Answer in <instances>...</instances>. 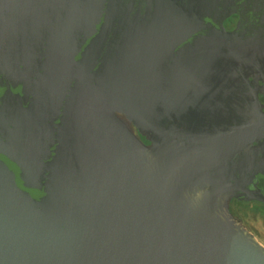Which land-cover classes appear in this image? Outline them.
Instances as JSON below:
<instances>
[{
  "label": "water",
  "instance_id": "95a60500",
  "mask_svg": "<svg viewBox=\"0 0 264 264\" xmlns=\"http://www.w3.org/2000/svg\"><path fill=\"white\" fill-rule=\"evenodd\" d=\"M261 68L178 0H0V264H264Z\"/></svg>",
  "mask_w": 264,
  "mask_h": 264
},
{
  "label": "flooded vegetation",
  "instance_id": "af4514ba",
  "mask_svg": "<svg viewBox=\"0 0 264 264\" xmlns=\"http://www.w3.org/2000/svg\"><path fill=\"white\" fill-rule=\"evenodd\" d=\"M178 2L184 8H191L202 20L224 32L243 36L264 35V0H178ZM258 82L263 85L258 91V97L264 110V78L258 79ZM235 159L244 161L241 172L236 173V176L240 177L241 174L251 176L252 180L247 183V188H256L262 193L264 174L262 176L257 174L264 169V141L253 142ZM243 201L253 200L233 198L229 203V211L240 223L245 224ZM248 231L252 233L251 230Z\"/></svg>",
  "mask_w": 264,
  "mask_h": 264
},
{
  "label": "rangeland",
  "instance_id": "374dc122",
  "mask_svg": "<svg viewBox=\"0 0 264 264\" xmlns=\"http://www.w3.org/2000/svg\"><path fill=\"white\" fill-rule=\"evenodd\" d=\"M264 195V188L262 190ZM245 216V224H241L247 229L252 231V234L264 245V220L260 217L258 213H253L249 211V208L243 212ZM247 229V230H248Z\"/></svg>",
  "mask_w": 264,
  "mask_h": 264
},
{
  "label": "trees",
  "instance_id": "16d2710c",
  "mask_svg": "<svg viewBox=\"0 0 264 264\" xmlns=\"http://www.w3.org/2000/svg\"><path fill=\"white\" fill-rule=\"evenodd\" d=\"M244 211L249 208V211L253 213H258L260 217L264 220V202L253 200V201H243Z\"/></svg>",
  "mask_w": 264,
  "mask_h": 264
},
{
  "label": "bare ground",
  "instance_id": "6f19581e",
  "mask_svg": "<svg viewBox=\"0 0 264 264\" xmlns=\"http://www.w3.org/2000/svg\"><path fill=\"white\" fill-rule=\"evenodd\" d=\"M256 75H260L264 78V68L261 69H254L253 70Z\"/></svg>",
  "mask_w": 264,
  "mask_h": 264
}]
</instances>
